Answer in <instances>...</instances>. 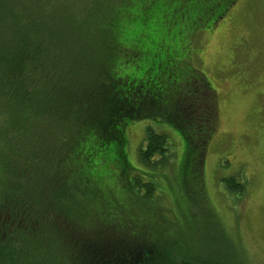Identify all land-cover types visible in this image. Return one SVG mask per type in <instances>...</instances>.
Segmentation results:
<instances>
[{
	"label": "trees",
	"instance_id": "1",
	"mask_svg": "<svg viewBox=\"0 0 264 264\" xmlns=\"http://www.w3.org/2000/svg\"><path fill=\"white\" fill-rule=\"evenodd\" d=\"M100 1L88 7L84 0H0V264H45L39 255L54 246L49 238L41 246L23 239L52 233L44 223L53 213L58 222L57 210L66 215L57 193L46 189L48 175L60 183L59 166L54 162L50 172L46 163L66 161L72 188L92 185V178V190L101 192L108 158L91 162L101 149L123 144L132 121H166L184 145L181 173L201 176L218 128L217 96L190 62V39L211 29L233 1ZM55 126L63 130L51 131ZM168 156L167 137L147 129L143 165H162ZM221 182L233 193L244 190L239 177ZM135 185L149 196L150 183ZM46 200V214L36 217ZM63 233L70 264H77L83 235L68 224ZM95 240L86 241L87 249L95 250ZM144 264L165 263L155 251Z\"/></svg>",
	"mask_w": 264,
	"mask_h": 264
},
{
	"label": "rangeland",
	"instance_id": "2",
	"mask_svg": "<svg viewBox=\"0 0 264 264\" xmlns=\"http://www.w3.org/2000/svg\"><path fill=\"white\" fill-rule=\"evenodd\" d=\"M84 1L92 7V0ZM232 1L211 29L195 31L190 39V62L204 73L217 94L218 132L208 143L201 176L181 173L182 139L166 121L157 119L132 121L125 128L123 144L112 143L108 150L96 153L91 164L108 158L103 164L101 175L105 181L101 192L83 183L78 189L72 188L66 161L52 159L45 167L52 172L54 162L59 166L60 183L48 175L46 189L51 196L57 193V207L64 203L66 215L62 218V211L57 210L58 222H52L53 213L44 223L54 234L45 230L34 238L30 234L23 237L34 246L52 241V250L40 253L41 262L49 264L51 258L54 264L71 263L73 258L66 251L69 237L63 233L68 224L85 233L86 241L106 227L117 234L145 236L159 246L156 252L165 264H180L181 260L264 264V0ZM97 16H102L101 12ZM147 129L167 137L169 156L162 165L148 167L141 162ZM50 130L62 131L63 127ZM57 137L63 139L64 135ZM238 176L244 183L240 194L231 192L221 182L223 178ZM200 180L204 193L200 191ZM136 181L151 184L148 197L144 196L146 188L136 186ZM108 189L117 197L112 210L102 198ZM28 202L35 209L34 199L28 198ZM46 208L47 200L36 217L45 215ZM40 224L34 221L35 226ZM107 230L114 235L111 229L102 230V243L110 238Z\"/></svg>",
	"mask_w": 264,
	"mask_h": 264
},
{
	"label": "flooded vegetation",
	"instance_id": "3",
	"mask_svg": "<svg viewBox=\"0 0 264 264\" xmlns=\"http://www.w3.org/2000/svg\"><path fill=\"white\" fill-rule=\"evenodd\" d=\"M205 78L207 79L210 88L215 92V90L211 87L209 79L206 76ZM216 132H218V128ZM127 169H129L128 165H127ZM88 174H93V170L90 169ZM104 181H105V176L103 178V182ZM89 182L93 186L96 185L92 178H90ZM203 187H204L203 182L200 180V191H202V193H204ZM95 190H97V188H95ZM144 196H146V193L144 194ZM102 198L106 199V202L110 210L115 208L114 202L117 197H115L112 194V190L107 191ZM109 201H111L110 204ZM206 202L207 204H209V199L207 197H206ZM105 229L113 230L111 227H106L102 230ZM102 230L95 231L94 235L91 237V240H93V238H96L99 239L98 240L99 242H101L99 243L97 242V240H95L92 241V243H90V245L91 244L95 245L94 251H91L89 248L87 249L88 245L86 242V235L85 233L80 231V235H83V237L80 240L81 241L80 250L77 251L80 257L77 264H144V261L145 260L147 261V258L150 256V254H152L157 249H159V246L157 244L150 243L149 241L146 240L145 236H141V235L130 236L122 233H119L121 234L119 235L114 230H113L114 235H112V232L110 230H107L105 232L107 236L110 238H107L106 243H104L105 245H103L102 240L104 237L102 238L99 235V232H101ZM84 239H85V243H84ZM86 251L94 253L93 257L90 258L87 257ZM180 263L207 264L204 260H197V261L181 260Z\"/></svg>",
	"mask_w": 264,
	"mask_h": 264
}]
</instances>
